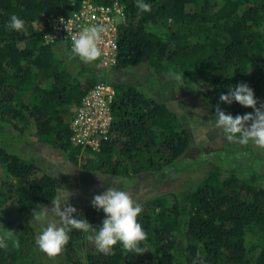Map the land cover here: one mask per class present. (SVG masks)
<instances>
[{
	"label": "trees",
	"instance_id": "trees-1",
	"mask_svg": "<svg viewBox=\"0 0 264 264\" xmlns=\"http://www.w3.org/2000/svg\"><path fill=\"white\" fill-rule=\"evenodd\" d=\"M81 1L0 0V168L15 179L0 182V243L6 245L0 264H264V172L232 161L211 166L195 186L141 202L139 254L119 243L104 254L87 241L91 231L77 229L56 255L37 246L33 211L51 207L59 189L55 175L19 145L36 140L76 165L81 148L71 146L69 121L98 82L115 89L111 134L99 152L88 150L82 166L115 179L182 171L175 162L189 149L192 131L179 108L150 94L155 83L177 88L175 98L199 96L212 124L217 105L233 116L253 112L220 102L238 83H247L264 107V0H145L147 12L136 0H92L123 5L112 69L136 66L139 77L129 80H108L104 68L72 56L64 39L43 43L39 20L67 16ZM12 15L24 21L23 30L8 27ZM255 147L264 159V147ZM8 201L15 206L5 208ZM77 215L94 228L104 218L93 206Z\"/></svg>",
	"mask_w": 264,
	"mask_h": 264
},
{
	"label": "rangeland",
	"instance_id": "rangeland-1",
	"mask_svg": "<svg viewBox=\"0 0 264 264\" xmlns=\"http://www.w3.org/2000/svg\"><path fill=\"white\" fill-rule=\"evenodd\" d=\"M144 69L147 70L145 67ZM144 69L139 71L143 72ZM134 70H137L136 66L121 71L104 68L103 72L108 80H129L139 77ZM157 85L160 86L158 83ZM157 85L156 83L153 85L150 94L155 97L159 95L158 99L169 103L170 107L179 108L180 119L192 131L189 149L175 162V166L182 171H174L165 177L166 172H161L158 175L155 173L141 174L128 179H115L92 171L89 165L86 167L89 168V171L84 169L82 158L89 157L88 153L83 156L80 154L76 165H74L68 159L66 152L64 154L43 143H38L36 140H25L19 145L20 150L25 156L34 158L36 163L43 165L55 175L59 189L58 197L61 198L62 202H66L69 191L71 195L68 204L75 207L76 213L79 215H84L86 208L92 206L91 201L94 195L101 194L108 187L127 191L136 202L141 203L164 192H179L186 186H195L211 169V166L227 164L229 161L234 162L235 165L244 163L250 166L253 163L260 167L258 168L259 171L264 172V159L260 150L256 149L254 144L251 146L240 145L235 141H228L223 132L215 124L209 122L206 108L199 96L175 98L179 94V92L175 94L176 90L179 91L177 88L162 86L159 89ZM4 180L15 182V179H11L0 168V182ZM14 206V201H8L5 204V208H13ZM53 207L54 205L45 210L48 212V219L58 222L60 218L56 215ZM63 207L62 205V210ZM76 213H73V216ZM85 249V246L81 245L77 255L83 256Z\"/></svg>",
	"mask_w": 264,
	"mask_h": 264
},
{
	"label": "clouds",
	"instance_id": "clouds-1",
	"mask_svg": "<svg viewBox=\"0 0 264 264\" xmlns=\"http://www.w3.org/2000/svg\"><path fill=\"white\" fill-rule=\"evenodd\" d=\"M136 6L141 12L151 9V5L145 0H136ZM8 27L16 31L23 30L24 21L16 15H12ZM102 32L103 27L98 25L82 28L78 34L71 37V55L84 62L96 60L101 55L98 41ZM170 74L177 81L181 80L179 74L175 72ZM219 100L229 105L236 102L241 106L253 109L252 113L233 116L217 105L215 124L226 139L240 145L252 143L264 147V107H257L258 101L253 89L247 83H238L235 87L229 86L226 93H221ZM86 153L88 152L80 151L82 156ZM68 193L66 202H62L60 197L52 201L56 215L60 218L58 222L48 219L47 210L33 211L32 222L40 225L35 243L43 252L49 255L60 253L68 243L69 232L72 229H77L86 233L91 231L92 235H89V240L93 241L95 247L104 254H108L118 243L126 251L140 253L139 243L145 239V232L137 217L143 209L129 192L108 187L101 194L94 195L91 201L92 206L97 211L104 213V218L98 228H94L85 218L81 219L78 215L73 216L77 210L68 204L71 195L69 191ZM62 205L64 206L63 210ZM5 246L0 243V247Z\"/></svg>",
	"mask_w": 264,
	"mask_h": 264
},
{
	"label": "built area",
	"instance_id": "built-area-1",
	"mask_svg": "<svg viewBox=\"0 0 264 264\" xmlns=\"http://www.w3.org/2000/svg\"><path fill=\"white\" fill-rule=\"evenodd\" d=\"M125 24L123 5L118 1L111 4L82 0L77 10L67 16L42 18L38 22L43 31L44 44L64 39L71 49V37L84 27L98 25L103 32L98 41L101 55L94 61L98 68H113L117 64L120 27ZM115 89L105 81L94 85L73 107L69 121L70 143L79 146L81 152H99L110 139L113 123L112 105Z\"/></svg>",
	"mask_w": 264,
	"mask_h": 264
}]
</instances>
